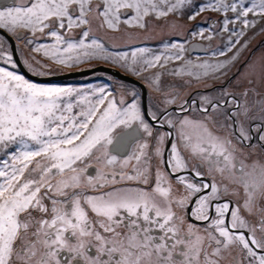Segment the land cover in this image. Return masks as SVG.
Masks as SVG:
<instances>
[{
    "label": "snow or ice",
    "instance_id": "obj_1",
    "mask_svg": "<svg viewBox=\"0 0 264 264\" xmlns=\"http://www.w3.org/2000/svg\"><path fill=\"white\" fill-rule=\"evenodd\" d=\"M257 29L264 0H0V264H264Z\"/></svg>",
    "mask_w": 264,
    "mask_h": 264
},
{
    "label": "flooded vegetation",
    "instance_id": "obj_2",
    "mask_svg": "<svg viewBox=\"0 0 264 264\" xmlns=\"http://www.w3.org/2000/svg\"><path fill=\"white\" fill-rule=\"evenodd\" d=\"M193 24H196V23H192L190 25V27ZM159 33H161V32H159ZM162 33H164V32H162ZM158 41L159 40L149 39L147 41V44H148V46H153L154 47V46H156V44H157ZM191 43H199V44H202L204 47H207L209 45V43H210L211 46L215 47L217 44H220L221 43V39H220V37H217L216 39H213L211 42H208V41H200L199 39H196V40L191 41ZM249 53H251V55H249ZM196 54L197 53H193L192 54V59H195ZM200 54L202 55V53H200ZM261 55H264V37H262L260 39H256V40L254 39V41L252 43H250V42L248 43V48L245 49L244 52L241 54L240 59L237 61L236 66H234L231 71L232 72H236V68L239 67L242 64V62L245 61L246 58L249 59V60H251V59H254V58H258ZM103 65L112 68L111 65H106V64H103ZM116 70L117 71H120L119 69H116ZM240 71L241 72L244 71L243 67H240ZM97 74L99 75L100 73H97ZM130 79L134 80L135 78L134 77H130ZM170 80H171L170 77H165V83L169 82ZM87 81H91V80H87ZM207 83H211V81H207ZM193 87L195 88V87H197V85H193ZM184 91H189V89H184ZM144 96H145V100H147L148 99L147 89L144 90ZM252 159L253 160H261V161H264V152H261L259 149H257L256 150V154L252 157Z\"/></svg>",
    "mask_w": 264,
    "mask_h": 264
},
{
    "label": "rangeland",
    "instance_id": "obj_3",
    "mask_svg": "<svg viewBox=\"0 0 264 264\" xmlns=\"http://www.w3.org/2000/svg\"><path fill=\"white\" fill-rule=\"evenodd\" d=\"M197 2H200V0H197ZM210 14L209 13H203L201 14V16L197 17V21H192V22H188L186 19L184 21H182V23L184 24L185 27H190V25L192 23H197L199 20L201 21L202 19H204L206 16H209ZM161 32L160 30H157L156 32L152 33L151 34V38L152 40H160L162 38H166L168 36V30L166 29L165 31H163L164 33H159ZM264 37V32H261L259 31V29L256 30L255 33H249V42L252 43L254 41V39H260ZM104 63L103 62H99V65H103ZM87 80H93V77L90 75V76H87V77H83V78H77V79H73V80H67V81H63V82H60V83H68V84H75V83H78V82H84V81H87Z\"/></svg>",
    "mask_w": 264,
    "mask_h": 264
},
{
    "label": "water",
    "instance_id": "obj_4",
    "mask_svg": "<svg viewBox=\"0 0 264 264\" xmlns=\"http://www.w3.org/2000/svg\"><path fill=\"white\" fill-rule=\"evenodd\" d=\"M193 44L202 45V44H199V43H193ZM197 51H199V49ZM193 53H197V52H193ZM105 69H110V67H107V66H104V65H98L97 73H102ZM87 76H90V74L81 75L79 73L72 72L71 74H69L67 76L56 77L54 79L56 80V82H62V81L73 80V79H77V78H83V77H87Z\"/></svg>",
    "mask_w": 264,
    "mask_h": 264
}]
</instances>
